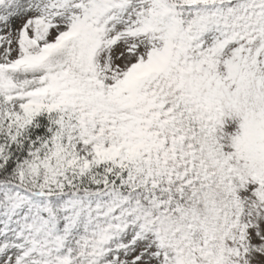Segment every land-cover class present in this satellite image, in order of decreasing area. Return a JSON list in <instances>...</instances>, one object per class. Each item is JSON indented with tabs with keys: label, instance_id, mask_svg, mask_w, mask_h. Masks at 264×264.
I'll list each match as a JSON object with an SVG mask.
<instances>
[{
	"label": "snow or ice",
	"instance_id": "1",
	"mask_svg": "<svg viewBox=\"0 0 264 264\" xmlns=\"http://www.w3.org/2000/svg\"><path fill=\"white\" fill-rule=\"evenodd\" d=\"M0 264H264V0H0Z\"/></svg>",
	"mask_w": 264,
	"mask_h": 264
}]
</instances>
